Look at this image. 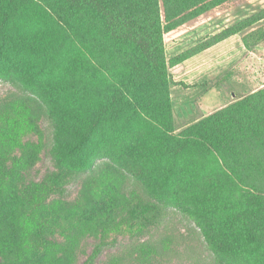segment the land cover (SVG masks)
<instances>
[{"label": "trees", "instance_id": "obj_1", "mask_svg": "<svg viewBox=\"0 0 264 264\" xmlns=\"http://www.w3.org/2000/svg\"><path fill=\"white\" fill-rule=\"evenodd\" d=\"M247 1L0 0V78L45 101L56 168L23 195L3 200L25 207L29 219L52 194L61 192L63 178L92 170L101 151L120 147L123 162L139 170L136 177L146 198L163 205L178 201L196 223L207 250L201 264H264V88L235 99L176 136L165 52L167 43ZM27 14L40 17L42 28L14 30L20 21L29 25ZM262 19L264 10L240 27L199 42L173 64ZM57 48L68 66L65 81L72 108L61 104L57 91L39 78L53 68ZM27 55L39 56L41 72L27 66ZM113 125L119 128L116 139L99 135L93 143L91 137ZM10 151L0 143L3 176L29 165V158L9 160ZM195 154L220 162L212 172L197 173L198 162L191 159ZM158 172L168 173L158 177ZM4 180L1 196L7 189ZM121 196L117 187L105 188L80 218L110 225L122 205ZM0 235L9 237L6 232Z\"/></svg>", "mask_w": 264, "mask_h": 264}, {"label": "rangeland", "instance_id": "obj_2", "mask_svg": "<svg viewBox=\"0 0 264 264\" xmlns=\"http://www.w3.org/2000/svg\"><path fill=\"white\" fill-rule=\"evenodd\" d=\"M261 10L264 0H248L165 45L174 135H180L235 99L264 88V19L219 43L212 54V57L219 54V63L213 69L219 75L212 83L203 82L197 88L199 78L211 68L201 66L203 61L187 67L173 64V59L180 55L178 52L195 45L198 38L240 27ZM39 18L32 19L27 14L24 19L29 25L20 21L13 29L19 32L41 29ZM0 29L4 30L3 25ZM45 33L51 35L46 27ZM57 49L53 68L45 70L39 78L57 91L56 98L61 104L72 108L69 83L65 81L68 66L63 61L62 49ZM64 49L66 57L67 47ZM25 59L27 66L41 72L39 56L32 59L27 55ZM30 61L35 64H29ZM44 103L40 96L22 92L0 78V143L5 142L11 149L9 160L29 158V165L20 172H11L9 176L0 172V180L4 177L7 188L5 195H0V234L9 235L7 239L0 235V264H201L207 250L196 223L187 218L178 201L163 205L146 198L142 184L137 181L139 170L123 162L120 147L111 152L101 151L92 170L73 172L63 178L61 192L52 194L29 219L25 218V207L16 201L3 200L7 195H23L28 186L56 173L51 156L54 132ZM205 111L211 113L206 115ZM118 131V126L113 125L91 138L93 143H97L99 135L116 139ZM191 159L198 162L197 173L212 172L220 162L212 156L201 159L198 154ZM167 173L158 172V177ZM109 186L117 187L125 198L123 201L121 196L122 205L115 212L114 222L108 226L99 221L88 224L79 215Z\"/></svg>", "mask_w": 264, "mask_h": 264}, {"label": "crops", "instance_id": "obj_3", "mask_svg": "<svg viewBox=\"0 0 264 264\" xmlns=\"http://www.w3.org/2000/svg\"><path fill=\"white\" fill-rule=\"evenodd\" d=\"M216 34H208V35H205V36H203V38L201 39V37L200 38H198L196 41V43H195V45H197L199 42H203L202 40H206V39H208V38H210V37H213V36H215ZM195 45H193L192 47H190V48H186V49H184V50H181L180 52H178L179 54H182V52H186L187 50H189V49H191V48H193ZM219 46H220V44H216V45H214V46H212V47H210V48H208V49H206V50H204V51H202L201 53H199V54H197V55H195V56H193V57H191V58H189V59H187V60H185V61H183V62H181V63H178V64H176L175 66H183V65H185L186 67H187V65H190L191 63H194V62H198V61H200V62H202L203 61V63H201L200 65L202 66V65H206L205 67H211L210 68V70H208V71H211V72H205V74H204V76H202V77H200L199 79H200V81L199 82H197V88H199L200 87V85L203 83V82H208V81H211V83H212V81L213 80H217L218 79V75H219V72L218 71H215V72H213V69L215 68V66L214 65H216V64H218L219 63V54H217V55H214L213 57H212V54L217 50V48H219ZM179 54H177V55H179ZM176 56V55H175ZM208 56H211L210 58H207ZM210 61V62H209ZM208 63V64H207ZM195 68V67H194ZM193 68V69H194ZM190 70H192V69H190ZM201 70V69H200ZM187 71H189V70H187ZM208 74V75H207ZM206 75V76H205ZM210 83V84H211ZM186 85H189V83H187L186 82ZM204 114H209V113H211V111H205V112H203Z\"/></svg>", "mask_w": 264, "mask_h": 264}]
</instances>
